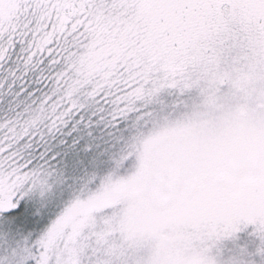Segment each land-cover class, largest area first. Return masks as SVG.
<instances>
[{
  "label": "snow or ice",
  "instance_id": "obj_1",
  "mask_svg": "<svg viewBox=\"0 0 264 264\" xmlns=\"http://www.w3.org/2000/svg\"><path fill=\"white\" fill-rule=\"evenodd\" d=\"M0 264H264V0H0Z\"/></svg>",
  "mask_w": 264,
  "mask_h": 264
}]
</instances>
